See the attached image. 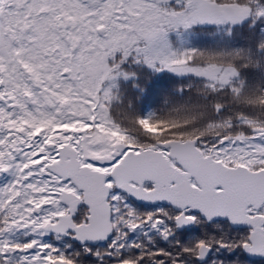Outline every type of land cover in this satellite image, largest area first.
Returning <instances> with one entry per match:
<instances>
[{
    "label": "snow or ice",
    "instance_id": "6c2138e0",
    "mask_svg": "<svg viewBox=\"0 0 264 264\" xmlns=\"http://www.w3.org/2000/svg\"><path fill=\"white\" fill-rule=\"evenodd\" d=\"M0 264H264V0H0Z\"/></svg>",
    "mask_w": 264,
    "mask_h": 264
},
{
    "label": "trees",
    "instance_id": "16d2710c",
    "mask_svg": "<svg viewBox=\"0 0 264 264\" xmlns=\"http://www.w3.org/2000/svg\"><path fill=\"white\" fill-rule=\"evenodd\" d=\"M149 130H150V131H154V129H152V128H150Z\"/></svg>",
    "mask_w": 264,
    "mask_h": 264
}]
</instances>
